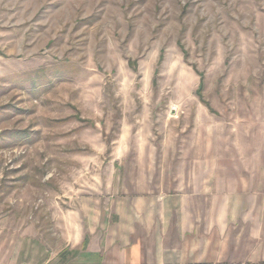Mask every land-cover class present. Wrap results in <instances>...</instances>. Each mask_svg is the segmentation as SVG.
Instances as JSON below:
<instances>
[{
  "label": "rangeland",
  "instance_id": "374dc122",
  "mask_svg": "<svg viewBox=\"0 0 264 264\" xmlns=\"http://www.w3.org/2000/svg\"><path fill=\"white\" fill-rule=\"evenodd\" d=\"M191 171L226 179L237 259L264 264V0H0V264Z\"/></svg>",
  "mask_w": 264,
  "mask_h": 264
},
{
  "label": "crops",
  "instance_id": "0c3cea01",
  "mask_svg": "<svg viewBox=\"0 0 264 264\" xmlns=\"http://www.w3.org/2000/svg\"><path fill=\"white\" fill-rule=\"evenodd\" d=\"M180 165L208 169L203 162ZM184 174L117 199L77 203L63 222L64 244H34L35 258L41 264H240L230 200L216 203L219 194L228 198L226 179Z\"/></svg>",
  "mask_w": 264,
  "mask_h": 264
}]
</instances>
